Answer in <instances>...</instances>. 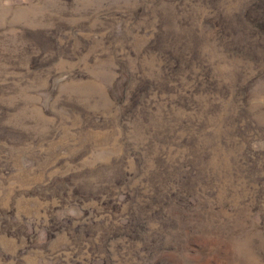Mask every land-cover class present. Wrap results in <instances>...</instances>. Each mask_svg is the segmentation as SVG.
<instances>
[{"label":"rangeland","instance_id":"rangeland-1","mask_svg":"<svg viewBox=\"0 0 264 264\" xmlns=\"http://www.w3.org/2000/svg\"><path fill=\"white\" fill-rule=\"evenodd\" d=\"M0 264H264V0H0Z\"/></svg>","mask_w":264,"mask_h":264}]
</instances>
